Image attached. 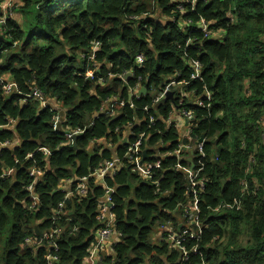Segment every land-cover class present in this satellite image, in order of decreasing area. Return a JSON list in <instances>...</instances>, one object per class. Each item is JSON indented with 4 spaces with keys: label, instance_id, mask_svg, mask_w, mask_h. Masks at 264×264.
Listing matches in <instances>:
<instances>
[{
    "label": "trees",
    "instance_id": "obj_1",
    "mask_svg": "<svg viewBox=\"0 0 264 264\" xmlns=\"http://www.w3.org/2000/svg\"><path fill=\"white\" fill-rule=\"evenodd\" d=\"M16 11L19 18L0 31L11 41L0 42V78L17 85L5 95L0 82V125L14 121L12 128H0V141L17 140L0 148V264H46L48 253L56 256L52 264H84L94 230L102 226L98 205L105 196L103 184L89 175L114 158L118 170L103 183L113 188L110 211L118 240L96 264H264V0H195L193 11L186 0H20ZM143 12L155 15L129 19ZM164 15L188 18L194 26L162 20ZM200 18L216 32L213 38L194 29ZM187 39L194 41L185 48ZM138 54L144 58L140 66ZM190 58L202 64V80L190 87L205 86L213 99L209 109L183 103L198 119L191 123V136L204 138L206 154L201 171L206 182L198 194L203 233L181 244L188 251L184 255L181 247L153 238L164 225L184 229L181 211L190 199L174 156L167 154L178 143L176 130L166 131L161 120L171 106L151 104L152 124L144 110L123 106L110 117L100 106L113 96L127 100V87L138 78L148 92L136 105H150V88L177 72L187 79ZM88 71L93 78L86 77ZM127 72L132 76L125 81L119 74ZM34 88L60 103L62 130L52 127L57 110L24 100ZM75 129L83 133L69 144L64 133ZM142 132L148 156H158L147 161L160 162L150 180L140 178L125 156ZM123 133L128 144L122 143ZM39 147L50 149V157L36 152ZM32 166L43 175L33 185L39 204L30 211L26 187ZM10 168L12 175L1 177ZM81 177H87L86 194L66 198L61 184L70 180L74 190ZM244 180L248 192L242 191ZM234 199L239 209L214 211ZM35 226L40 233L60 232L50 243L30 246L25 239L38 236ZM195 247L201 254L191 252Z\"/></svg>",
    "mask_w": 264,
    "mask_h": 264
},
{
    "label": "built area",
    "instance_id": "obj_2",
    "mask_svg": "<svg viewBox=\"0 0 264 264\" xmlns=\"http://www.w3.org/2000/svg\"><path fill=\"white\" fill-rule=\"evenodd\" d=\"M20 0H4L0 3V31L5 30L6 23L9 19H12L15 14V9L18 7ZM186 4H190V11H193V6L195 4V0H186ZM177 8L181 10L183 13V6L181 4L177 5ZM153 13L143 12L136 16H132L129 19H143L146 16H154ZM162 20H168L171 22H179L183 27L187 28L189 26H194L193 22L188 18H177L174 16H160ZM231 21L233 17L230 15ZM196 31L203 34L204 38H213L216 35V32L210 27V23L205 20L204 18H200L196 24L195 28ZM193 39H187L185 42V48H188L191 43H193ZM219 41V40H218ZM99 42H94L92 47L91 53L89 55V59L93 60L95 56V50L99 46ZM143 55L138 54L136 56V64L140 66L143 62ZM188 64V75L187 79L182 77V72L174 73L168 79L160 83L157 89L150 88L152 97L150 105H144L142 107H137L136 101L141 100L142 96L147 94L148 87H146V93L142 94L139 93L141 87H144L143 83L138 80H135L133 84L128 85L127 87V100L124 98H119L117 96H113L109 99H106L102 102L100 106V113H104L110 117H113L115 114V110L119 107L128 106L129 108H136L140 110L146 111L148 115V121L152 124L155 120L152 114L149 113V108L152 105L156 106L161 99H163L167 92L173 91V98L167 100L166 102L169 103L171 106L168 115L162 117L161 120L164 124L165 130H169L173 128L178 133L177 145L173 150L167 152L168 155L174 156L175 164L174 169L179 171L183 174L184 179L187 183V192L190 194V199L188 202L182 206L181 211V221L180 224L185 223L183 225L182 230L179 232L173 231V227L170 225L161 226L159 232L157 233L158 237L164 238L171 246L174 248L181 247V244L189 238L190 240H199L203 233V226L201 224L200 219V209H199V199L198 194L200 191H203L205 187L206 179L201 175V171L203 170L204 163L203 158L206 156L204 144V138H196L193 139L191 136L192 129L190 128L191 123L196 121L198 123V119L196 120L195 113L186 107H184L183 103L184 100L191 101V104L196 105L197 107L209 109L212 103L213 95L212 91L206 88L205 86L202 87L201 90L197 88H191L190 82L196 80H202V64L200 60L190 58L187 61ZM109 77L112 76L111 73L107 74ZM120 77L126 81L129 77L132 76V72H127L125 74H119ZM86 77L88 79L93 78V73L91 71L87 72ZM101 83L105 80L104 78L98 79ZM0 78V82L2 83V91L5 95H9L17 90V85L12 80H3ZM177 97V103H175V99ZM26 99H32L39 103V105L43 108H51L52 110H57L56 113L52 115V127L53 130H62L63 120L60 116L58 110L61 111L60 103L55 99L46 98L39 90L32 89L31 92L25 95ZM178 120H182L181 122H177ZM186 120L189 122L187 126H184ZM184 121V122H183ZM14 125V121L9 119L5 125H0V128H12ZM183 127L181 128V126ZM181 128V132H184L180 135L179 130ZM83 133V129H75L74 131H65L64 135L67 140V143L72 144V139L74 136ZM145 140V134L139 133L135 140L128 144V137L127 133H123L122 143H127L128 146L126 148L125 156L129 159V161L134 165L133 171H135L140 178L150 180L153 176V171L155 168L160 166V162L158 160L154 162H149L147 159L149 157L158 159V156L155 154L149 155L145 158L141 163L140 160L142 158V151H143V144ZM12 145V141L10 140H3L0 141V148L10 147ZM36 152H41L44 157H50L51 150L47 147H39ZM148 155V154H147ZM27 157L31 158L32 154H28ZM184 159H187L189 164H182L180 163ZM118 160L116 158L112 160L104 161L97 169H95L89 176L93 177L95 181L100 182L103 184L105 196L101 204L98 205V219L101 220L102 226H99L95 233V243L91 244L89 248V256L84 259V264H94L95 260L93 256L96 254L95 249H98L101 246H104L108 238L114 233L113 231V214L111 213L110 209L112 207L111 204V194L113 192V188L106 187L103 183V180L106 177L113 176L118 170ZM172 164V165H173ZM13 173V168L3 170L1 173V177H8L11 176ZM29 177L31 178L29 184L26 187L28 192V209L30 211L35 210L39 204V197L33 191L34 183L43 175V171L40 168L32 166L29 169ZM87 177H81L76 180V185L74 190L70 189V180H67L61 184L60 189L65 192V197H72L75 195L84 196L87 191L86 186ZM257 189V188H256ZM242 191L248 192V184L244 180L242 182ZM63 202L58 204L56 214L62 212ZM240 208V201L238 199H234L232 202H220L214 211L220 210H231V209H239ZM191 227H194L192 229ZM60 232V229H54L48 231L46 233H42V236L37 237H29L25 239V243L30 246H42L45 241L50 243V238L52 237L53 233ZM52 249L56 250L57 247L55 244H52ZM183 249V248H182ZM183 254L186 255L188 253L187 250H182ZM192 253H200V250L195 247L191 251ZM56 259L55 255L50 253L46 254L45 260L46 264H52V262Z\"/></svg>",
    "mask_w": 264,
    "mask_h": 264
},
{
    "label": "crops",
    "instance_id": "obj_3",
    "mask_svg": "<svg viewBox=\"0 0 264 264\" xmlns=\"http://www.w3.org/2000/svg\"><path fill=\"white\" fill-rule=\"evenodd\" d=\"M15 18H19V15H18V17H17V15H16ZM4 78L9 79V76H8V75H5ZM181 121H182V120H178L177 122H181ZM183 122H184V121H183ZM184 126H187V123H185ZM182 127H183V125L181 126V128H182ZM181 128H180V130H179L180 135H182V134L184 133V132H181ZM95 231H96V229L94 230V233H95ZM117 237H118V235H117ZM117 237L115 236V234H112V235L108 238V240L106 241V243H105L104 246H101V247H99L98 249H95V253H96V254L93 256V258H94V259H97V260H95L96 263H97V261L99 260L100 255H101V256H104V255H110V254H111V245H112L114 242L117 241V240H116ZM153 238H158L157 233L155 234V232H154ZM96 263H94V264H96Z\"/></svg>",
    "mask_w": 264,
    "mask_h": 264
},
{
    "label": "water",
    "instance_id": "obj_4",
    "mask_svg": "<svg viewBox=\"0 0 264 264\" xmlns=\"http://www.w3.org/2000/svg\"><path fill=\"white\" fill-rule=\"evenodd\" d=\"M2 40H3V38L0 37V42H2ZM139 93L145 94V93H146V87H141L140 90H139ZM172 98H173V91H169V92H167L166 96H165L163 99L160 100V102L157 104V106L160 105V104L165 103L167 100L172 99ZM188 122H189V121L186 120V123H188ZM75 137H76V136H74V138H75ZM148 149H149L148 146H147V147H144V149H143V151H142V158H141V160H140V163H141L145 158L148 157V155H147V150H148ZM34 229H35V233H36L38 236L41 237V236H42V233H40V232L38 231L37 226H35ZM95 263H96V262H95Z\"/></svg>",
    "mask_w": 264,
    "mask_h": 264
},
{
    "label": "rangeland",
    "instance_id": "obj_5",
    "mask_svg": "<svg viewBox=\"0 0 264 264\" xmlns=\"http://www.w3.org/2000/svg\"><path fill=\"white\" fill-rule=\"evenodd\" d=\"M16 15H17V17H18V13H17V11H16V9H15V14H14V17H13V18H15ZM13 18H12V19H13ZM2 42H3V46H8L9 44H11V41L8 40L7 38L4 39ZM14 144H15V145L17 144V140H16V139H13V140H12V145H11V146H13ZM165 226H166V225H164V227H165ZM159 230H160V228H158L157 230H155V234L158 233ZM113 234H115V233H113ZM115 236L117 237V234H115ZM116 240H118V237L116 238Z\"/></svg>",
    "mask_w": 264,
    "mask_h": 264
},
{
    "label": "bare ground",
    "instance_id": "obj_6",
    "mask_svg": "<svg viewBox=\"0 0 264 264\" xmlns=\"http://www.w3.org/2000/svg\"><path fill=\"white\" fill-rule=\"evenodd\" d=\"M112 204V203H111Z\"/></svg>",
    "mask_w": 264,
    "mask_h": 264
}]
</instances>
